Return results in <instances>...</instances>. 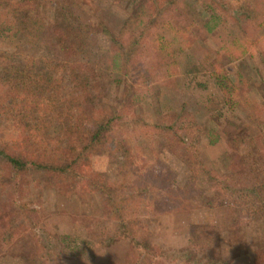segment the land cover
<instances>
[{
  "label": "trees",
  "instance_id": "obj_1",
  "mask_svg": "<svg viewBox=\"0 0 264 264\" xmlns=\"http://www.w3.org/2000/svg\"><path fill=\"white\" fill-rule=\"evenodd\" d=\"M73 2L0 0V128L12 120L15 128L22 127L27 134L36 128L45 138V145L33 154L0 141V182L6 183L9 175L16 183L25 176L34 182L26 200L0 198V248L29 229L33 248L19 253L21 258L30 264H61L58 254L66 239L44 228L35 232L37 210L27 200L42 188L52 187L70 197L77 194L78 187L87 186L101 194L108 216L89 218L91 236L84 240L86 247L94 243L102 249L126 240L121 264H222L224 259L209 246V234L207 240L195 239L187 247L166 250L161 245L165 227L159 216H151L150 202L166 192L128 183L131 155L124 148L128 144L123 147L118 141L123 134L120 124L128 112L138 119V103L147 101L155 118H148V122L143 119L146 116L141 119L178 141L189 169L207 176L222 192L248 194L249 215L264 218V153L249 160L240 154L234 160L235 154L225 149L223 159L230 166L211 174L197 153L200 144L217 140L218 123L198 122L185 103L166 104L159 90L162 85L178 83L172 68L181 53L198 38H212L216 53L210 76L226 103L223 114L216 115L229 112L241 120L231 129L222 128L226 141L236 149L246 144L258 150L257 129L247 123H254L264 133V0H140L135 8L132 4L116 32L101 21L92 24L82 20L72 8ZM47 31L54 53L36 57L21 51L27 45H44ZM94 32L106 34L108 42L97 47L92 60L73 62L67 57L80 54L86 35ZM246 57L255 58L251 62L259 72L257 76L244 63ZM114 94L115 101L108 102ZM39 96L50 102L40 126L29 114ZM121 149L124 156L118 153ZM46 150L53 153L46 155ZM108 153L112 155L111 173L95 169L93 156ZM124 189L131 194L120 195ZM142 193L147 197L138 211L148 208L139 218L131 204L133 197ZM194 195L197 201V193ZM199 197L208 206L218 203L202 192ZM165 200L167 204L169 199ZM75 247L73 241L68 248ZM90 258L95 262L96 254Z\"/></svg>",
  "mask_w": 264,
  "mask_h": 264
},
{
  "label": "rangeland",
  "instance_id": "obj_2",
  "mask_svg": "<svg viewBox=\"0 0 264 264\" xmlns=\"http://www.w3.org/2000/svg\"><path fill=\"white\" fill-rule=\"evenodd\" d=\"M138 1L140 0H135L133 3L130 0H74L71 5L82 20L92 24L101 21L111 31L116 32L126 19L129 9L133 5L135 8ZM47 40L44 45H27L21 51L36 57L41 54L44 56L49 52L54 53L55 48L51 45L49 31H47ZM107 42L106 34L94 32L86 35L80 54H71L67 57L73 62H77L78 59L92 60L97 47L105 45ZM56 50H59L58 46ZM215 53L216 44L212 38L208 36L203 40L198 38L191 48L186 49L178 56V63L172 68L173 76L178 83L174 86L162 85L159 88L160 95L166 104L179 106L185 103V107L191 111L198 122L213 121V124L218 123L216 130L219 137L217 140L200 144L197 153L206 167L211 170V174H218L226 170L224 166H230L223 159L222 153L225 149L231 155L235 154L234 160H237L240 154L249 160L259 152L264 153V133L253 122V124L249 122L247 124L251 129H257L255 135L257 136L258 150H253L246 144H240L236 149L226 141L222 128L231 129L241 120L233 118L229 112L221 116L216 115L218 112L223 114L225 111L223 103L225 102L219 85L210 76L211 62ZM254 60L255 58L246 57L244 63L250 67L254 75H258V70L251 62ZM259 68L261 67L259 66ZM112 92L117 91L113 90ZM114 101L115 94L108 102ZM138 105L140 116H146L143 118L144 120L147 122L148 118L154 120L153 109L147 101H140ZM32 108L29 114L40 126L41 118L49 112L50 102L45 96L43 98L39 96L37 102L32 104ZM140 116L137 119L129 112L122 116L120 125H122L123 134L118 138V141L123 147L128 144L124 148L129 149L131 155L129 163L131 179L128 183L132 186L145 184L150 191L160 188L166 192L161 193L157 198L155 196L157 201L150 202V208H153L151 216L154 218L159 216L161 224L165 227L166 234L161 245L165 246L166 250L178 249L181 246L187 247L195 239L207 240L209 234L211 237L209 246L213 253L224 259L222 264H264V218H253L249 215L247 201L250 200V196L246 193L228 194L222 192L207 176L196 175L194 170L189 169L190 165L181 156L179 152L181 146L178 141H172L173 136L170 133L153 130V127L143 121ZM6 122L9 126L0 128V132H3L0 133V141L13 144L14 148L22 149L23 152H29V154H33L40 146L45 145V138L37 133L36 128H31L27 134L22 127L15 128L14 121L7 120ZM122 149L118 153L124 156ZM51 153L53 152L46 150L45 154L50 155ZM110 160H112V155L109 153L105 156L95 154L93 166L95 169H105L111 173L112 162ZM120 178L121 181L123 177ZM5 182H0V198L6 201L26 200L34 185L29 176L19 178L16 183V180L12 179V175H9V178H5ZM38 191L36 196L33 195L30 197L31 199L27 200L28 205L37 210L33 228L35 232H40L44 228V230L66 239L63 244L61 243L65 246L60 249L61 252L58 254L61 264L122 263L128 245L126 240L116 241L102 249H97L94 243L87 247L84 245V240L91 236L89 234V218L108 216L101 194L97 193V190H91L87 186L82 189L78 187L77 194L70 197L56 192L52 187L38 189ZM201 192L213 197L214 202L218 203L213 206L201 203L200 201L204 199L199 197ZM196 193L197 201L194 195ZM129 194L131 193L125 189L124 193H120L125 197ZM146 197V194L143 193L140 197L139 195L133 197L131 208L134 211L136 208L135 214L139 218L143 217L144 211H147L148 207L138 211L141 208L140 205L145 203ZM167 198L169 202L166 204L165 199ZM193 203L197 205H191ZM13 241L12 244L0 248V264H30L26 258H21L19 254L31 251L33 248L29 229ZM73 241L76 242L75 250L68 248ZM3 252L6 254L2 256ZM92 253L96 254L95 262L91 261L90 254ZM167 258L169 259L168 256Z\"/></svg>",
  "mask_w": 264,
  "mask_h": 264
}]
</instances>
